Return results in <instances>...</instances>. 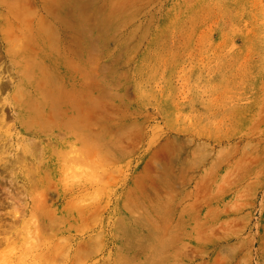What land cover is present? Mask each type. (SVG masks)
Returning <instances> with one entry per match:
<instances>
[{
	"label": "rangeland",
	"instance_id": "obj_1",
	"mask_svg": "<svg viewBox=\"0 0 264 264\" xmlns=\"http://www.w3.org/2000/svg\"><path fill=\"white\" fill-rule=\"evenodd\" d=\"M145 1L0 0V264H264V0H158L147 31ZM39 21L99 67L138 48L139 112L64 131Z\"/></svg>",
	"mask_w": 264,
	"mask_h": 264
},
{
	"label": "bare ground",
	"instance_id": "obj_2",
	"mask_svg": "<svg viewBox=\"0 0 264 264\" xmlns=\"http://www.w3.org/2000/svg\"><path fill=\"white\" fill-rule=\"evenodd\" d=\"M157 4L158 0L140 3L134 11L133 22L145 27V31H147L153 23V10ZM45 12L50 19H54L55 24L56 21L58 23L59 18H55L46 6ZM38 25L35 30L29 32V39H32L31 42L36 46L37 51L33 59L30 55L29 65L34 74L44 72L47 84L45 93L47 95L50 93V97L54 96L59 102V120L62 124L60 127L64 131L69 128L74 129L75 125H80L78 118L84 119V112H92L97 119L101 120L121 117L123 116L120 114L122 111L124 113L128 111V114L139 112L133 110V107L138 103L136 98L137 86L130 80V72L123 71L121 77L117 75L120 70L115 74L118 69L115 63L118 65L124 63L128 69L131 68L138 48L134 50V53H129L124 62H120L122 55L118 53L121 56L113 54L117 61H111L99 67V58L92 61L91 58L93 57L87 52L83 43L77 37H72L66 28L58 25L54 27L52 24H45L42 21H39ZM61 40L62 43L60 44ZM17 43L19 44V42ZM15 44L13 47L16 49L17 44ZM103 91L105 92L104 95L101 94ZM74 118H76L75 123L73 122ZM74 152L75 148H72L61 153L68 166H71L69 161H71ZM68 173L70 177L73 175L75 178L76 173L70 171Z\"/></svg>",
	"mask_w": 264,
	"mask_h": 264
}]
</instances>
